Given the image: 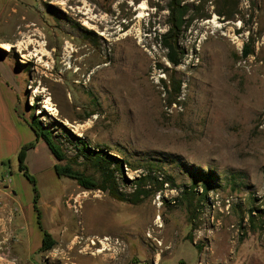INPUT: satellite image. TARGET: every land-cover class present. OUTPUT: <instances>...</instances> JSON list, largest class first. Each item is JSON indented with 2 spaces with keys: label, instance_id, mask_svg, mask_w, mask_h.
Instances as JSON below:
<instances>
[{
  "label": "rangeland",
  "instance_id": "374dc122",
  "mask_svg": "<svg viewBox=\"0 0 264 264\" xmlns=\"http://www.w3.org/2000/svg\"><path fill=\"white\" fill-rule=\"evenodd\" d=\"M20 1L0 26L19 112L53 132L63 165L100 180L76 159L82 139L125 160L121 192L146 178L147 195L132 204L53 180L37 153L36 211L17 158L6 162L0 264H264V0H180L176 68L162 44L173 0ZM172 74L182 94L169 106ZM103 248L114 262L95 257Z\"/></svg>",
  "mask_w": 264,
  "mask_h": 264
},
{
  "label": "trees",
  "instance_id": "16d2710c",
  "mask_svg": "<svg viewBox=\"0 0 264 264\" xmlns=\"http://www.w3.org/2000/svg\"><path fill=\"white\" fill-rule=\"evenodd\" d=\"M184 16L185 13L183 11V8L181 7V1L173 0L171 14L169 17V30L165 34H163L162 44L168 51L167 59L174 68L182 64V59L185 55L184 50L179 45L181 34L183 32L184 27L186 26ZM249 52V47L247 46L246 54H248ZM169 77V85H166V88L169 93L168 105L171 106L173 104H176L178 98L181 96L182 84L176 79L173 74ZM29 126L35 133L36 140L34 142L24 145L21 148L17 156V161L19 172L22 173L24 177H26V179L34 187V191L36 193V211V201L39 197L37 181L36 178L30 173V170L26 164V158L28 151L34 149L36 147V144L40 140H43L48 145L53 157L55 158L56 164L54 166V169L56 175L59 178L64 177L73 180L79 186L86 190H101L120 202L139 204L146 197L147 192L145 190H142V185L146 181V178H141L137 180L140 190L137 189V191L131 195V198L129 195L120 191L116 174L118 171H123L124 164L127 165L125 160L116 157H111V155L105 152L104 150H93L87 142L82 139H79L81 147L79 148L78 156L76 159H78L80 155V157H85L87 160L93 162L97 166V169L100 173V180H96L92 176H89L84 172L74 169L73 166L70 164H62L64 161L67 160L66 153L62 149L61 145L56 142L53 132L45 126V124L39 117L33 116L29 120ZM111 158L115 160L114 163L110 161ZM112 165H114V168H111ZM38 217V225L41 228L40 213L38 214ZM51 248V235L47 231H44L41 250L47 251Z\"/></svg>",
  "mask_w": 264,
  "mask_h": 264
},
{
  "label": "crops",
  "instance_id": "0c3cea01",
  "mask_svg": "<svg viewBox=\"0 0 264 264\" xmlns=\"http://www.w3.org/2000/svg\"><path fill=\"white\" fill-rule=\"evenodd\" d=\"M20 2V0H0V26L5 24L7 15L11 13L9 10L15 11ZM4 44H9V42L0 43L1 46ZM19 96V87L9 68L0 62V165L6 162L14 164L21 148L36 140V135L29 126V119L21 115L18 110ZM37 153L43 154L39 155L44 161L45 171H42V174L47 173L53 180L60 179L54 169L56 160L43 140H40L36 147L27 153L26 164L29 170L32 171L31 164L37 161ZM13 192L17 196V193Z\"/></svg>",
  "mask_w": 264,
  "mask_h": 264
},
{
  "label": "bare ground",
  "instance_id": "6f19581e",
  "mask_svg": "<svg viewBox=\"0 0 264 264\" xmlns=\"http://www.w3.org/2000/svg\"><path fill=\"white\" fill-rule=\"evenodd\" d=\"M141 9H144V8H142L141 7ZM143 15L142 14H140V17H142ZM5 48L6 49H9V48H11V45L10 44H5ZM109 240V238L108 237H104L103 239H102V244H104V247H106L107 246V244L105 243V242H107ZM100 242V241H99ZM119 243V242H118ZM92 244H96L95 242H92ZM117 247V246H116ZM107 250H109V249H106V248H103V249H100V250H98V251H96V253H94V255H95V257H102L104 260H112L113 262L115 261V255L114 254H108L107 253ZM118 253V252H117ZM116 253V254H117ZM122 253V252H121ZM112 263V262H111ZM114 264V263H113Z\"/></svg>",
  "mask_w": 264,
  "mask_h": 264
},
{
  "label": "built area",
  "instance_id": "2783aa9c",
  "mask_svg": "<svg viewBox=\"0 0 264 264\" xmlns=\"http://www.w3.org/2000/svg\"><path fill=\"white\" fill-rule=\"evenodd\" d=\"M2 181V178H0V182Z\"/></svg>",
  "mask_w": 264,
  "mask_h": 264
}]
</instances>
